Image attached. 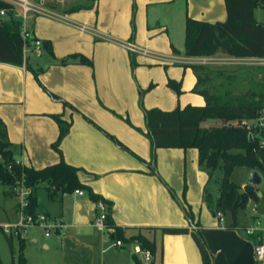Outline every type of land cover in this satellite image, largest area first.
Listing matches in <instances>:
<instances>
[{
	"label": "crops",
	"instance_id": "0c3cea01",
	"mask_svg": "<svg viewBox=\"0 0 264 264\" xmlns=\"http://www.w3.org/2000/svg\"><path fill=\"white\" fill-rule=\"evenodd\" d=\"M35 2L50 12L31 16L30 30L41 41V55L32 61L29 52L22 65L0 62V118L16 161L41 168L62 158L77 167L80 181L111 202L112 220L125 236L140 232L155 242L153 264H202L193 231L203 237L212 264H260L251 236L238 228L250 225L262 209L249 201L255 218L242 213L237 227H229L223 215L221 221L202 203L208 172L199 165L197 150L153 149L145 121L151 108L205 104L202 95L192 92L197 80L192 64L224 70L226 75L214 76L208 83L212 91L261 89L264 57L184 54L186 17L224 20V0H182L185 10L177 16L170 12L179 0H97L78 10L72 9L78 0ZM170 14L177 19L174 30ZM254 17L264 22V8H256ZM70 54L91 62L80 63L79 57L60 61ZM52 114L69 123L58 144L60 152L52 146L59 134ZM216 120L200 124L219 125ZM239 184L244 187L245 182ZM40 191L45 196H39ZM36 196L37 213L60 226L49 229V235L43 228L41 237H29L30 226L25 228L21 235L25 264H52L44 255L37 257L33 250L39 249L56 252L55 264H123L118 254H107L115 246L109 233L92 225L97 208L85 191L59 194L50 201L38 188ZM15 203L4 209L7 220L15 218ZM164 227L188 232L163 234ZM129 244L127 264H133V253L145 260L138 244Z\"/></svg>",
	"mask_w": 264,
	"mask_h": 264
},
{
	"label": "trees",
	"instance_id": "16d2710c",
	"mask_svg": "<svg viewBox=\"0 0 264 264\" xmlns=\"http://www.w3.org/2000/svg\"><path fill=\"white\" fill-rule=\"evenodd\" d=\"M73 10L92 7L97 0H78ZM227 16L224 20L208 22L186 17L184 28V54L187 56H210L223 53L234 57H264V22L254 17L256 8H264V0H224ZM12 5L0 0V10L5 9V15H0V62L13 65H22L23 40L20 36V22L12 18ZM47 49L50 51L49 47ZM79 57L80 63L90 64V60L81 54H70L60 61ZM191 68L196 76V83L192 92L200 94L205 99L202 106L186 104L173 110L151 108L145 112V121L152 148H194L198 152V163L208 172V181L217 169L221 177L217 183L218 196L211 206V193L205 188L204 198L212 213H229V227H237L239 212L244 210L249 201L264 203V188L259 190L249 182L243 187L230 179L235 166L262 171L264 147L260 140L264 135V127L259 124L246 126L242 123L247 120H257L264 111V84L261 89L245 90L234 93L230 90L212 91L209 86L212 77H219L226 73L224 70L212 71L201 64H192ZM225 78H228L225 76ZM179 91L178 85L169 82ZM59 127L57 139L52 146L59 151L58 144L66 135L69 123L59 115H51ZM207 119H217L221 123L205 127L200 123ZM234 122V123H233ZM251 137H250V136ZM60 152V151H59ZM0 183L8 187L17 181L23 180L31 189L27 196V204L23 208L25 214L37 216L36 190L43 188L48 200H56L59 194L72 193L83 190L88 198L106 204V224L112 230L109 232L111 240H121L123 243H137L140 251H149L151 260L142 262L136 254H132L133 264H153L156 253L155 242L138 232L125 236L123 229L112 220L111 202L95 193L91 186L80 181L79 169L66 163L62 158L53 164L41 168L21 165L10 148L6 126L0 118ZM260 192V195L258 194ZM183 207V206H182ZM186 217L192 220L191 212L183 208ZM46 216V215H45ZM242 230L243 228H238ZM163 234L187 233V228L164 227ZM5 234V233H4ZM8 237L12 244L11 237ZM191 235L199 249L202 264H212V256L205 241L198 231ZM257 243L255 236L250 237ZM18 253L12 264H25L23 254L24 238L17 235Z\"/></svg>",
	"mask_w": 264,
	"mask_h": 264
},
{
	"label": "built area",
	"instance_id": "2783aa9c",
	"mask_svg": "<svg viewBox=\"0 0 264 264\" xmlns=\"http://www.w3.org/2000/svg\"><path fill=\"white\" fill-rule=\"evenodd\" d=\"M12 5V18L20 22V36L23 40L22 46V58L25 62L29 52H32L35 56H40L42 53L41 41L34 38L30 30V21L33 13H38L42 15H50V12L47 11L44 7L36 4L35 0H4ZM6 10L1 9L0 15H5ZM130 50H135V46L131 43L127 44ZM261 64L264 65V59L261 61ZM260 126L264 127V118H262L259 123ZM260 146L264 147V135L260 140ZM262 180H264V158H263V170L261 171ZM16 188L14 191L19 193L21 197L25 196L27 198L28 194L31 192V189L27 187L23 180L17 181L15 183ZM79 194H83L82 190H75ZM27 199L25 201L21 200L22 211L26 206ZM97 208V213L92 219V225L96 228L97 231L101 233H109L112 229L106 224V204L99 200L95 202ZM24 213V211H23ZM216 215L223 220V216L220 212H217ZM47 216L44 214L38 213L34 218L32 215L23 214L18 220L14 223H0V227L5 233L17 234L24 232L25 228L32 225H41L45 229V235H49V229H54L60 226V222L51 220L48 222ZM243 233L248 236H255L257 243H254V256L257 262L264 264V207L262 213L257 216L253 222L242 229ZM113 246H121V240H116L112 243ZM144 255L145 261L150 259L149 251H141Z\"/></svg>",
	"mask_w": 264,
	"mask_h": 264
},
{
	"label": "rangeland",
	"instance_id": "374dc122",
	"mask_svg": "<svg viewBox=\"0 0 264 264\" xmlns=\"http://www.w3.org/2000/svg\"><path fill=\"white\" fill-rule=\"evenodd\" d=\"M175 9L173 11H171L170 13H174L177 16V12L179 11L180 15H182V12L185 10V3L182 2V0L178 3H176ZM168 15L169 21H170V27L174 30L177 27V19L173 18L172 15ZM181 37V36H180ZM33 60L37 59L35 58L36 56L33 54L32 55ZM35 56V57H34ZM262 118H264V111L262 113V115L257 119V120H247V121H252L251 123H248L247 121H243L242 123L246 124V126H249L251 124H259L262 120ZM207 120H204L203 123H205ZM217 122H220L219 120H216ZM234 123V122H233ZM3 162L2 157L0 156V163ZM17 162V161H16ZM18 163V162H17ZM204 168V167H202ZM204 170H206L204 168ZM249 171H253L252 169H248L246 167H242V166H235L233 169V172L230 176V179L232 181H234L235 183L239 184L242 182H245L244 186L246 185V183H248V179L250 177V173ZM257 171V170H256ZM258 173L261 175V172L258 171ZM221 177V173L219 170H215L213 172V175L211 176L209 182L206 184V188L207 190L211 193V206L215 207L214 202L217 200V196H218V187L216 184V180L219 181ZM209 178V177H208ZM240 185V184H239ZM14 187L16 188L15 184L8 187L6 185H3L0 183V223H14L16 220H18L24 213L22 211V205H21V200L25 201V196L21 197V195L17 192L14 191ZM242 190L243 186H240ZM259 190L262 191L264 188V180L262 181V183L258 186ZM44 194L45 196V192L44 191H40L39 192V196ZM202 203L204 204L205 207L209 208L208 206V201L204 198V196H202ZM14 202V210H15V218L12 219H6L5 218V214H4V209H8L9 206L11 204H13ZM27 202V200H26ZM253 203H250V205L247 204L246 208L244 210H242L241 212H239V215H241L242 213L244 215H252V218H255L256 215L253 213V209H251ZM257 208L258 210L263 211V207H264V203L257 202ZM210 210V208H209ZM211 211V210H210ZM224 217H226L227 221L230 222V216L229 213L227 214H222ZM239 217V216H238ZM48 222H50V219H47ZM5 232L2 230V228L0 227V264H12L15 260H16V256L18 253V239H17V234L13 233V231H10V233H5L8 236L11 237L12 240V244H10L8 237L4 234ZM44 233V229L41 225H32L27 229V235L30 237L32 234H34L37 237H41V235H43ZM19 235H22V232L18 233ZM30 241V240H29ZM110 241V239H109ZM111 243L114 242V240L110 241ZM33 246V245H32ZM28 248H36V247H31L28 245ZM132 250V246L129 243H123L122 247H116L112 248L107 254H109L110 252L116 253L118 254V257L121 258L123 261V264H127L129 262V255H126V253L128 254L130 251ZM34 253L37 254V257H41L42 255H44V257H46V259L48 260V262H52V264H55V261L57 260V253L54 252L53 250L50 251H43V250H33ZM127 256V257H125ZM109 259V258H108ZM151 260V257L148 261L142 260L143 263L145 262H149Z\"/></svg>",
	"mask_w": 264,
	"mask_h": 264
},
{
	"label": "water",
	"instance_id": "95a60500",
	"mask_svg": "<svg viewBox=\"0 0 264 264\" xmlns=\"http://www.w3.org/2000/svg\"><path fill=\"white\" fill-rule=\"evenodd\" d=\"M248 182L254 186H258L262 183V178H261L260 174L258 173V171L253 170L251 172V175H250ZM258 194L260 195V193H258Z\"/></svg>",
	"mask_w": 264,
	"mask_h": 264
}]
</instances>
